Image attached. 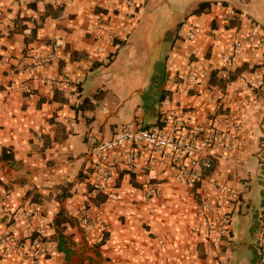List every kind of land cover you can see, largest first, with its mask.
Returning <instances> with one entry per match:
<instances>
[{
	"label": "crops",
	"instance_id": "crops-1",
	"mask_svg": "<svg viewBox=\"0 0 264 264\" xmlns=\"http://www.w3.org/2000/svg\"><path fill=\"white\" fill-rule=\"evenodd\" d=\"M205 1L213 3L194 12ZM108 23L127 30L96 34ZM192 26L202 31L191 40ZM253 28L264 33V0H0V240H21L0 241V264H33L38 228L53 244L42 264H264V82L256 92L240 80H264V44L244 45L235 67L224 59ZM49 41L57 57L33 66ZM188 51L198 81L181 77ZM169 112L228 134L212 147L213 169L189 184L169 155L145 147L134 170L121 161L111 188L91 193L92 139ZM213 182L240 192L221 246L199 213L221 195ZM149 188L160 192L147 196ZM30 201L40 204L34 217L1 213Z\"/></svg>",
	"mask_w": 264,
	"mask_h": 264
},
{
	"label": "built area",
	"instance_id": "built-area-1",
	"mask_svg": "<svg viewBox=\"0 0 264 264\" xmlns=\"http://www.w3.org/2000/svg\"><path fill=\"white\" fill-rule=\"evenodd\" d=\"M131 7L137 6V0H126ZM136 10L131 12V18H136ZM127 30L125 23L119 27H113L111 23L106 25L98 24L96 26V34L112 40L120 37ZM200 26H192L188 30L189 39H195L197 34L201 32ZM263 45L264 33H260L259 29L250 30L244 39H236L230 53L224 55V59L235 67L237 65L236 55L242 50L244 45ZM46 52H35L32 54L33 66H46L53 61L59 53V44L54 41L46 43ZM181 58L187 59L189 69L181 73L183 79L198 81L199 71L196 68V60L191 51L181 54ZM240 80L245 82L247 86L254 91L262 86L264 80L262 78H253L241 76ZM235 127L240 125L237 121L233 124ZM228 134L220 131L218 128L210 126L206 127L201 123L193 121L178 115L174 112L166 113V115L158 122L148 127L140 126L137 122L132 121L125 123L122 128L110 138L96 140L94 143L93 154L94 161L92 164V180L91 193L98 191H107L111 188L114 179V167L121 161L125 162L130 170H134L138 165L139 149L152 148L166 155H169L174 161V167L177 177L181 180L195 184L199 182L205 174L210 172L214 167V158L212 147L218 143H225ZM125 144L134 145L135 148L128 149L124 155L117 152V148ZM226 147L231 149L233 143H227ZM213 187L220 191L221 195L214 203L205 200L199 210L203 217V231L205 236L214 246H221L229 237L231 231L232 210L235 200L238 199L239 190L232 188L227 184L213 182ZM159 189L149 188L146 192L147 196L159 194ZM116 196L113 190L109 193ZM28 206L20 208L18 212L11 209L2 208L1 213L5 217L13 216L15 213L22 217H34L40 211V204L37 201H30ZM87 208V204L84 205ZM88 222V218L84 219ZM1 243L17 246L21 240L16 235L7 233L1 238ZM31 243V260L33 264H42L44 259L52 252L53 244L51 240L44 235L42 228L36 230V234L30 238ZM14 247L9 246L8 252H12Z\"/></svg>",
	"mask_w": 264,
	"mask_h": 264
},
{
	"label": "trees",
	"instance_id": "trees-1",
	"mask_svg": "<svg viewBox=\"0 0 264 264\" xmlns=\"http://www.w3.org/2000/svg\"><path fill=\"white\" fill-rule=\"evenodd\" d=\"M213 1H205V2H202L198 5V7L194 10V12H201V11H204L205 9H208L211 5H212ZM224 3V2H223ZM92 187L91 186V189L92 190ZM102 191H98L97 192V197L99 196H102Z\"/></svg>",
	"mask_w": 264,
	"mask_h": 264
}]
</instances>
